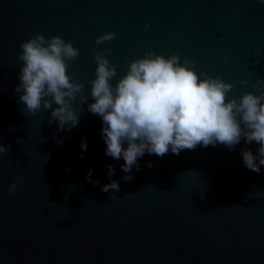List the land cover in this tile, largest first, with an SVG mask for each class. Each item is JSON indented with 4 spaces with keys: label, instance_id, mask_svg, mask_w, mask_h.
Segmentation results:
<instances>
[{
    "label": "water",
    "instance_id": "1",
    "mask_svg": "<svg viewBox=\"0 0 264 264\" xmlns=\"http://www.w3.org/2000/svg\"><path fill=\"white\" fill-rule=\"evenodd\" d=\"M109 31L113 40L95 43ZM37 33L78 49L68 74L86 96L97 52L116 66L113 84L152 50L190 57L197 74L232 83L229 98L264 87V0H0V143L11 145L0 158V264H264V165L253 172L241 156L258 155L259 145L242 138L231 151L145 152L139 171L123 172L122 158L105 155L90 96L80 113L73 104L79 124L70 131L48 124L51 109L25 110L17 56ZM89 169L98 183L85 179ZM110 181L118 192L101 191Z\"/></svg>",
    "mask_w": 264,
    "mask_h": 264
},
{
    "label": "clouds",
    "instance_id": "2",
    "mask_svg": "<svg viewBox=\"0 0 264 264\" xmlns=\"http://www.w3.org/2000/svg\"><path fill=\"white\" fill-rule=\"evenodd\" d=\"M148 27L146 24L145 28ZM114 38V32H104L95 37V43L103 44ZM20 48L22 51L17 56L21 63L20 83L15 91H22L19 100L25 110L34 115L51 109L48 124L56 121L57 131H70L79 124L73 104L78 98L80 113L90 96L94 102L87 104V111L102 118L105 155L114 160L122 158L121 169L125 173H131L133 167L139 171L137 161L145 152L162 157L169 150L178 155L198 145L217 144L231 151L242 138L245 143L259 145L258 155L249 149L241 150L244 166L259 173L260 166L264 165V87L258 93L245 92L229 98L228 93L234 89L232 83L204 72L197 74L196 61L190 57L181 58L175 53L165 57L152 50L130 61L125 74L113 84L116 66L106 55L97 52L94 54L95 78L89 82L91 87L86 96L84 83L68 74L70 63L79 56L71 42H65L58 35L45 38L37 33L22 42ZM104 52L111 55L109 49ZM240 83L247 85L245 80ZM260 84L264 85V79H260ZM252 87L257 89L256 84ZM53 139L57 144L62 143L55 136ZM81 148L86 150V141H82ZM10 151L11 145L0 143V158ZM146 166L151 168V162ZM107 168L109 176L115 174L112 165ZM92 171L89 169L85 179L98 183L91 179ZM123 179L131 181L133 176L125 175ZM20 182L18 178L9 184V192L14 193ZM110 189L120 190L116 181L101 186L103 192Z\"/></svg>",
    "mask_w": 264,
    "mask_h": 264
}]
</instances>
